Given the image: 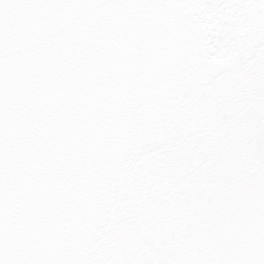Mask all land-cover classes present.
I'll list each match as a JSON object with an SVG mask.
<instances>
[{
  "label": "snow or ice",
  "instance_id": "1",
  "mask_svg": "<svg viewBox=\"0 0 264 264\" xmlns=\"http://www.w3.org/2000/svg\"><path fill=\"white\" fill-rule=\"evenodd\" d=\"M0 264H264V0H0Z\"/></svg>",
  "mask_w": 264,
  "mask_h": 264
}]
</instances>
